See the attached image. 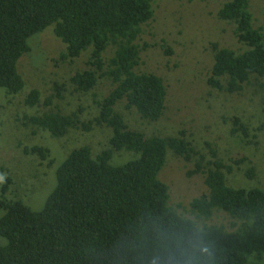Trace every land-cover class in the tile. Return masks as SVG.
Returning a JSON list of instances; mask_svg holds the SVG:
<instances>
[{"label": "trees", "instance_id": "obj_1", "mask_svg": "<svg viewBox=\"0 0 264 264\" xmlns=\"http://www.w3.org/2000/svg\"><path fill=\"white\" fill-rule=\"evenodd\" d=\"M250 1L224 0L216 10L218 19L232 24L240 46L210 43L206 83L212 89L237 93L246 85L264 87V27L255 24ZM153 20L154 0H0V87L6 93L23 88L17 62L30 50V37L50 25L65 44L58 60L72 62L85 53L83 68L68 78L73 89L87 93L102 81L109 84L108 92L94 99L92 119H81L79 110H47L28 122L53 137L73 128L111 130L96 155L87 145L68 152L39 209L22 198H4L10 177L1 184L0 236L6 243L0 246V264H264V190L232 186L227 179L245 162L244 175L254 178V161L245 155L223 160L211 148L212 158L203 163L183 129L147 136L131 129L118 111L121 105L156 120L166 108L163 76L141 68L148 48L173 51L164 37L161 43L142 39ZM53 90L46 103L61 97L60 81ZM39 100L40 92L31 89L24 101L33 106ZM229 122L232 135L254 142L241 117L233 115ZM25 150L42 160L50 154L40 145ZM128 151L132 159L115 161V153ZM169 151L185 163L196 159L187 174L203 175L206 188L189 201V215L170 201V187L158 176ZM216 216L224 221H214Z\"/></svg>", "mask_w": 264, "mask_h": 264}, {"label": "rangeland", "instance_id": "obj_2", "mask_svg": "<svg viewBox=\"0 0 264 264\" xmlns=\"http://www.w3.org/2000/svg\"><path fill=\"white\" fill-rule=\"evenodd\" d=\"M223 1L154 0L155 20L145 29L142 39L161 43L164 37V44L173 51L165 54L164 48L157 45L148 48L142 55L141 68L163 76L168 86L166 108L156 120L141 118L134 109L125 110L121 105L117 108L131 129L147 136L174 135L183 129L198 153L204 156L203 163L212 158L211 148L223 160L248 156L254 161L256 176L248 179L244 175L242 169L248 166L245 162L234 167L228 182L236 187L257 185L264 190V87L246 85L240 92L227 93L212 89L206 83L213 61L210 43L216 41L231 48L240 46L232 24L216 16ZM250 7L255 24L264 27V0H251ZM28 42L30 50L17 62L23 88L8 94L0 87V186L10 177L4 198H22L31 208L39 209L54 188L56 169L68 152L87 145L96 155L106 145L111 130L103 125L94 126L90 131L73 128L62 137H53L30 124L28 117L47 110L63 113L79 110L81 119H92L97 112L94 99L106 94L109 84L102 81L87 93L73 89L68 78L83 68L85 53L72 62L58 60L65 44L54 34L51 25L32 35ZM55 81L62 85L61 97H53L51 103H46V98L54 94ZM31 89L40 92V100L28 106L24 100ZM233 115L248 125L253 143L230 133L229 119ZM35 145L47 147L49 157L42 160L25 150ZM115 154L117 162L130 160L134 155L129 151ZM194 161L185 163L169 151L158 174L170 187V201L181 205L179 210L187 215L189 201L206 188L203 175L187 174L188 169L195 167ZM214 221H224V217L216 216ZM5 243V238L0 236V246Z\"/></svg>", "mask_w": 264, "mask_h": 264}]
</instances>
